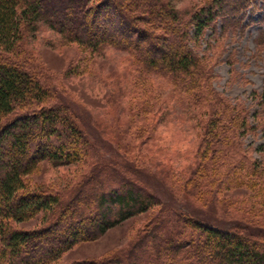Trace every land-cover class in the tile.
<instances>
[{
	"label": "trees",
	"instance_id": "16d2710c",
	"mask_svg": "<svg viewBox=\"0 0 264 264\" xmlns=\"http://www.w3.org/2000/svg\"><path fill=\"white\" fill-rule=\"evenodd\" d=\"M263 4L202 0L184 15L165 0H0V49L14 51L24 30L34 31L42 23L89 53L125 51L136 72L166 76L174 90L189 99L195 126L202 131L177 181L186 192L193 187L198 195L213 198L248 181L243 172L261 176L263 170L242 148V135L255 128L249 111L243 104L231 105L212 87L207 57L198 56L193 46L207 28L217 35L219 21L224 31L243 30L247 9L262 10L264 20ZM257 41L264 44V30ZM16 57L0 52V264H264V232L239 224V229L215 227L171 208L153 214V223L135 234L127 249L95 260L61 262L77 242L154 211L160 202L137 177L100 162L77 109ZM260 98L264 104V90ZM141 102L126 108L139 134L151 135L166 111L147 113ZM44 161L57 167L82 163L84 172L59 189L32 185L28 177ZM262 179L254 185L264 186ZM86 189L89 196L82 199ZM225 204L230 205V199ZM37 214L42 216L37 227L17 226Z\"/></svg>",
	"mask_w": 264,
	"mask_h": 264
},
{
	"label": "rangeland",
	"instance_id": "374dc122",
	"mask_svg": "<svg viewBox=\"0 0 264 264\" xmlns=\"http://www.w3.org/2000/svg\"><path fill=\"white\" fill-rule=\"evenodd\" d=\"M165 2L187 15L202 0ZM261 15L262 10L253 13L247 9L241 22L245 25L243 30L224 31L219 21L215 23L217 35L212 28H207L198 46H193L198 56L204 53L207 57L204 60L211 67L212 87L231 105L240 103L249 111V121L255 128L242 135V148L258 165L257 169L263 170L261 176L243 172L248 181L213 198L198 195L193 187L192 192H186L179 185L181 181H177V177L184 176L202 131L195 126V110L189 99L176 92L166 76L152 71L147 75L136 72L131 67L132 56L125 51L105 48L89 53L42 23L34 31L24 30L14 51L7 53L0 49L4 55L17 56L19 61L37 70L42 79L56 88L57 94L77 109L102 164L137 177L160 202L154 207L155 212L152 209L131 216L101 236L77 242L60 257L61 262L95 260L118 249H127L130 239L151 224L155 213L162 214L168 208L192 214L215 227L234 229L239 224L245 230L264 232V186L254 185L260 177L264 182V104L260 98L264 90V44L257 41L264 30ZM135 22L146 26L141 21ZM147 31L152 30L147 28ZM222 31L225 33L221 34ZM217 42L222 47H216ZM140 102L147 113L166 111L163 116L160 114L161 120L151 135L146 131L139 134L138 123L126 108L128 103ZM84 167L82 163L57 167L44 161L28 181L32 185L59 189L74 183ZM88 192L84 190L81 198L88 197ZM227 199L230 205L225 204ZM41 223L42 216L37 214L17 226L32 229Z\"/></svg>",
	"mask_w": 264,
	"mask_h": 264
}]
</instances>
